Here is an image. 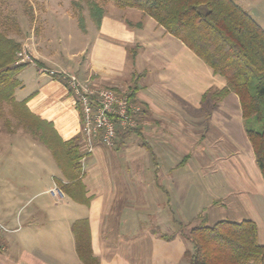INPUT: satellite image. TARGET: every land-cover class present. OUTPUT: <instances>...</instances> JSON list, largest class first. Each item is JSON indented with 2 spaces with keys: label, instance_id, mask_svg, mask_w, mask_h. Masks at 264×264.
<instances>
[{
  "label": "crops",
  "instance_id": "1",
  "mask_svg": "<svg viewBox=\"0 0 264 264\" xmlns=\"http://www.w3.org/2000/svg\"><path fill=\"white\" fill-rule=\"evenodd\" d=\"M40 1V32L23 45L29 63L21 72L32 66L33 71L23 79L18 74L15 99L24 100L62 140L81 135L82 149L88 146L73 96L51 73L120 90L133 86L135 76V97L148 114L138 125L140 134L126 135L116 150L94 144L85 152L84 201L50 193L66 199L58 207L54 201L52 211L43 204L37 211L24 206L16 211L12 200L0 201V264H188L191 243L175 227H188L197 218L206 222L209 211L220 208L253 220L264 245V179L237 95L213 96L225 86L224 78L152 17L109 0L101 7L99 24L92 15L85 26L81 23L86 42L74 53L47 51L51 41L44 33L52 14L76 20L69 7L58 6L60 0ZM125 166L135 180L130 188ZM78 205L85 208L81 216ZM81 219L86 220L90 262L79 257L72 232Z\"/></svg>",
  "mask_w": 264,
  "mask_h": 264
},
{
  "label": "trees",
  "instance_id": "2",
  "mask_svg": "<svg viewBox=\"0 0 264 264\" xmlns=\"http://www.w3.org/2000/svg\"><path fill=\"white\" fill-rule=\"evenodd\" d=\"M118 8H136L152 17L163 29L182 41L204 61L215 74L222 76L225 86L213 96L221 99L229 92L237 95L246 135L253 148L255 161L264 179V29L236 0H110ZM91 15L99 24L102 9L91 4ZM81 22V21H80ZM82 25V24H81ZM19 41L0 31V105L3 102L18 106L22 111L20 122L32 136L50 150L61 177L55 178L60 191L75 201H84L82 183L83 152L81 135L62 140L47 122L41 121L15 99L14 92L21 85L18 74L29 62L16 64ZM37 67L41 63L33 60ZM51 77L63 83L73 95L68 80L62 73ZM127 89L130 101L142 106L138 125L147 109L135 97V81ZM115 91H121L113 88ZM77 111L82 119L81 104ZM39 125H45L47 128ZM140 134L139 126L125 130L116 127V144L126 135ZM105 146L100 135L92 145ZM106 147V146H105ZM76 250L81 259L88 260V234L86 220L72 224ZM186 238L191 249L185 254L188 264H264V245L257 240V227L253 220H218L207 225L201 218L192 226ZM163 238H167L165 235Z\"/></svg>",
  "mask_w": 264,
  "mask_h": 264
},
{
  "label": "rangeland",
  "instance_id": "3",
  "mask_svg": "<svg viewBox=\"0 0 264 264\" xmlns=\"http://www.w3.org/2000/svg\"><path fill=\"white\" fill-rule=\"evenodd\" d=\"M109 1L60 0L58 6L62 9L69 7L67 10L72 14L76 22L61 17L60 13L52 14L54 15L51 16L52 21L46 24L44 33V36L47 37L46 39L51 41L46 50L57 49L66 57L70 53H74L78 47L86 42L81 23L85 26V20H92L91 4L96 3L99 7H102L106 6ZM236 2L264 27V0H236ZM41 8H43V5L40 0H0V31L18 40L21 44L20 51L25 50L23 45L27 43L29 38H32L33 35L36 36L40 32ZM29 71H33V66L24 70V73L21 72L19 75H23L19 76V78L23 79ZM21 117L25 116L24 114L22 115V111L18 106L6 102L1 103L0 201L12 200L14 207L16 206V211L22 206L26 208V211L36 210V206L39 204L47 205V210L52 211L54 209V201L57 202L56 207H58L59 204H63L66 200L63 197L55 199L56 197L54 198L50 194L54 190H59L56 193L57 196L62 193L55 181V178L61 177V173L54 162L50 150L22 126ZM39 126L47 128L45 125ZM89 149L86 147L83 152ZM106 149L114 151L116 146L106 147ZM130 172L131 170L125 166L123 177L126 181L125 185L129 188L135 184ZM115 179H119V176H115ZM113 180L114 177L111 176L112 184H114ZM104 184H106L105 181ZM6 188L11 190L6 191ZM47 189H49V193L46 192ZM8 193H12L11 198H8ZM73 206L76 205L73 204ZM77 209L78 215H83L85 208L78 205ZM41 215L39 212H35L34 217L41 220ZM244 217L241 214L232 216L229 209H214L209 211L206 224L212 225L218 220L241 221ZM200 220L201 218H197L193 223H188V227L176 226L175 231L180 230L187 234L188 230L198 224Z\"/></svg>",
  "mask_w": 264,
  "mask_h": 264
},
{
  "label": "built area",
  "instance_id": "4",
  "mask_svg": "<svg viewBox=\"0 0 264 264\" xmlns=\"http://www.w3.org/2000/svg\"><path fill=\"white\" fill-rule=\"evenodd\" d=\"M29 56L25 51L17 53L16 64L26 62ZM68 83L73 90V104L77 109V101L81 104L82 134L87 148L92 146L93 138L98 135L106 147L115 145L116 127L122 130L138 126V118L142 106L129 100L127 91H115L111 87H95L81 85L74 76H69ZM90 150V149H89ZM59 190L51 191L53 195ZM4 231L0 223V236Z\"/></svg>",
  "mask_w": 264,
  "mask_h": 264
}]
</instances>
